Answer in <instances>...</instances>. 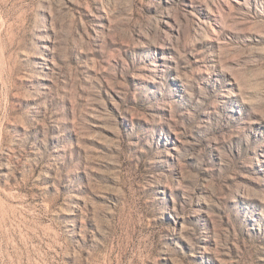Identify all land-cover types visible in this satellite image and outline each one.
I'll return each instance as SVG.
<instances>
[{
	"label": "rangeland",
	"instance_id": "rangeland-1",
	"mask_svg": "<svg viewBox=\"0 0 264 264\" xmlns=\"http://www.w3.org/2000/svg\"><path fill=\"white\" fill-rule=\"evenodd\" d=\"M0 264H264V0H0Z\"/></svg>",
	"mask_w": 264,
	"mask_h": 264
}]
</instances>
